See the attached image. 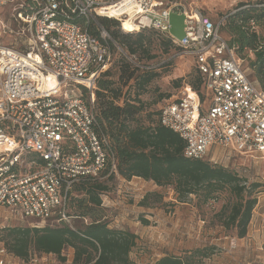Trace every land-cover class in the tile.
<instances>
[{
	"label": "built area",
	"instance_id": "built-area-1",
	"mask_svg": "<svg viewBox=\"0 0 264 264\" xmlns=\"http://www.w3.org/2000/svg\"><path fill=\"white\" fill-rule=\"evenodd\" d=\"M15 1V29L0 17V36H14L8 45L0 43V232L24 222H64L73 229L67 207L77 182L109 175L125 180L97 121L96 82L112 64L114 47L134 67L152 66L122 49L98 17L116 19L120 28L129 21L130 32L159 31L192 58L200 90L184 83L157 117L183 139L185 157L218 163L220 151L227 160L264 155V91L222 36L225 17L216 21L188 11L178 0ZM171 11L185 15L181 39L169 32ZM236 170L243 176L247 171ZM100 196L101 206L112 205L109 194ZM224 238V250L232 253L236 237ZM61 255L65 260L30 250L22 258L0 240V264H72L73 256Z\"/></svg>",
	"mask_w": 264,
	"mask_h": 264
},
{
	"label": "trees",
	"instance_id": "trees-1",
	"mask_svg": "<svg viewBox=\"0 0 264 264\" xmlns=\"http://www.w3.org/2000/svg\"><path fill=\"white\" fill-rule=\"evenodd\" d=\"M98 21L106 27H113L111 30L109 28L110 34L119 45L126 47L130 55L139 53L147 59L154 57L153 54L147 53L146 33L156 30L127 32L120 28L116 19L98 17ZM224 23L222 26L231 36L228 41L235 45L237 55L244 59L245 49L252 53L253 58L248 65L252 73L250 76L264 91V37L250 27L254 24H264V0L258 2V5L239 2L233 12L225 15ZM164 42L166 46L176 47L167 37ZM142 62L151 64L148 61ZM132 66L131 69L129 63H121L119 75L122 78L134 77L138 95L144 91L156 73L153 72V67L142 70ZM133 71L137 74L134 75ZM105 74L107 71L102 75ZM180 81L181 79L175 80V85L179 86ZM112 83L111 80L98 78L95 96L97 121L100 129L111 139L119 175L127 180L134 176L152 180L159 186L172 184L180 201H184L182 199L189 194H200L203 201H208L214 199L223 189L229 188L237 199L224 210L226 223L236 228L235 234L238 238L244 237L257 201L252 191L261 184L252 182L246 188V179L236 169H229L209 159L185 157L183 139L162 126L158 118L151 124H143L139 119V114L144 109L141 100L137 96H122L112 87ZM187 83L200 90L201 80L196 70ZM113 179H117L115 175L103 179L86 178L73 186L72 190L82 191L83 196L72 198L71 190L68 206L74 204L76 208L73 213H68L72 215V219L86 220L83 226L72 224V229L64 222L44 226L14 225L0 233V240L11 252L22 258L27 257L30 250H35L56 254L63 261L65 258L61 256L62 251L71 247L74 250L72 264H138L129 259V252L136 244L137 234L125 228L111 227L101 213L103 206L100 195L109 194L107 182ZM151 195L158 196L156 192L145 194L140 201L141 205H146ZM140 221L142 224H148L145 218ZM208 249L210 248L203 246L195 247L181 255L166 254L153 264H201L204 258L213 254ZM92 251H95L94 255Z\"/></svg>",
	"mask_w": 264,
	"mask_h": 264
},
{
	"label": "rangeland",
	"instance_id": "rangeland-1",
	"mask_svg": "<svg viewBox=\"0 0 264 264\" xmlns=\"http://www.w3.org/2000/svg\"><path fill=\"white\" fill-rule=\"evenodd\" d=\"M178 1L188 11L197 10L214 20H219L229 12H233L239 2L258 5V2L261 3L263 0ZM16 9L17 2L15 0H5L4 4H0V17L4 23L14 29L13 16ZM250 27L264 37L263 23ZM104 28L110 33L113 27L104 26ZM221 32L225 39L231 38L225 27L222 26ZM146 34L148 36L146 39L147 53L153 54L154 57L147 59L146 56H140L139 53L135 55L140 63H143L142 61L151 62L150 65L154 68L153 72L156 75L146 85L143 92L137 95L138 88L134 84V77H120L119 66L121 63H129L131 69L133 66L116 47H114L113 61L107 69V74L101 75L99 78L111 80L112 87L126 98L137 96L144 106L139 114V119L143 124L148 125L157 120L159 106L169 97L175 95L180 86L187 83L189 77L195 74V70L192 58L181 54L180 49L172 45L166 46L164 42L166 37L159 31ZM13 39V34H4L0 36V43L8 45ZM120 47L127 50L123 44H120ZM243 55H246L243 66L247 67L253 55L246 49ZM248 72L252 75L250 70ZM133 74L136 75L137 72L133 71ZM178 79H181L180 85L176 86L174 82ZM215 154L217 158L219 157L218 164L229 169L242 170V168H246L247 171L243 176L246 179V188L252 182L261 184L252 191V195L256 197L257 201L252 210L245 236L238 238L235 234L236 228L226 223L224 210L226 211V206L237 199L229 188L223 189L215 195L214 199L208 201H203L200 194H189L182 199L184 201H180L172 184L159 186L152 180H144L135 176L130 180L113 179L107 182L110 204L112 205L103 207L101 213L111 227L125 228L137 234L136 244L129 252L130 260L138 264H153V259L164 252L168 244H178L181 236H184L183 241L186 239L196 240V237L192 235L196 234L200 244H205L206 248H210L208 250L213 253L209 264H264V157L259 154L256 157L236 155L227 160L225 153L220 151ZM149 192H156L158 196H149L146 205H141L140 201ZM72 194V198L83 196V192L76 189L72 190ZM67 208L70 213H73L76 206L70 204ZM141 218L147 219L148 224H142ZM25 221L28 222L30 219ZM85 223L81 219H72V224L77 227H81ZM22 225H26V223L24 222ZM175 229H178V235H174L173 238L172 231ZM224 236H235L237 239V247L232 253H227L223 248L228 243ZM64 253L73 256L74 250L66 248ZM94 253L95 251H92L93 255Z\"/></svg>",
	"mask_w": 264,
	"mask_h": 264
},
{
	"label": "crops",
	"instance_id": "crops-1",
	"mask_svg": "<svg viewBox=\"0 0 264 264\" xmlns=\"http://www.w3.org/2000/svg\"><path fill=\"white\" fill-rule=\"evenodd\" d=\"M262 157H264V155H260ZM177 230L175 229L174 231H172L173 234V238L174 235H178L177 234ZM191 235V234H189ZM194 235L193 237H196V240L193 239H186L185 241H183L184 236H181L182 238L178 240V244H168V246H166V249L164 252H162L161 254H158L152 262L156 261L157 259H159L161 256H164L166 254H174V255H181L186 251H189L195 247H203L205 246V244H200V240H197V235L196 234H192Z\"/></svg>",
	"mask_w": 264,
	"mask_h": 264
},
{
	"label": "water",
	"instance_id": "water-1",
	"mask_svg": "<svg viewBox=\"0 0 264 264\" xmlns=\"http://www.w3.org/2000/svg\"><path fill=\"white\" fill-rule=\"evenodd\" d=\"M169 20V32L177 39H181L184 36L185 15L184 13H177L171 11L168 16Z\"/></svg>",
	"mask_w": 264,
	"mask_h": 264
},
{
	"label": "bare ground",
	"instance_id": "bare-ground-1",
	"mask_svg": "<svg viewBox=\"0 0 264 264\" xmlns=\"http://www.w3.org/2000/svg\"><path fill=\"white\" fill-rule=\"evenodd\" d=\"M121 29L123 31H132L134 29L133 25L129 22V21H123L122 25H121Z\"/></svg>",
	"mask_w": 264,
	"mask_h": 264
}]
</instances>
